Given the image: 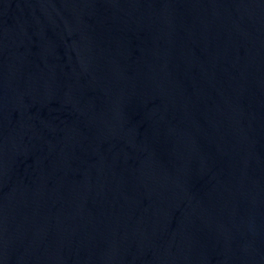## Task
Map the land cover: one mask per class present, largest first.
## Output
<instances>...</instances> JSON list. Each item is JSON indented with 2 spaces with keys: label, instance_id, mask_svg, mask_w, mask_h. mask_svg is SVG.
<instances>
[{
  "label": "water",
  "instance_id": "water-1",
  "mask_svg": "<svg viewBox=\"0 0 264 264\" xmlns=\"http://www.w3.org/2000/svg\"><path fill=\"white\" fill-rule=\"evenodd\" d=\"M0 264H264V0H0Z\"/></svg>",
  "mask_w": 264,
  "mask_h": 264
}]
</instances>
